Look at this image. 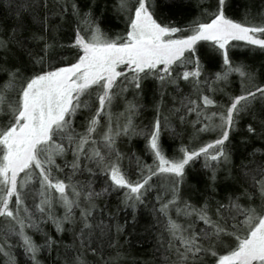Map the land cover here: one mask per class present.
I'll return each mask as SVG.
<instances>
[{
  "label": "snow or ice",
  "instance_id": "obj_1",
  "mask_svg": "<svg viewBox=\"0 0 264 264\" xmlns=\"http://www.w3.org/2000/svg\"><path fill=\"white\" fill-rule=\"evenodd\" d=\"M0 264H264V0H0Z\"/></svg>",
  "mask_w": 264,
  "mask_h": 264
},
{
  "label": "trees",
  "instance_id": "obj_2",
  "mask_svg": "<svg viewBox=\"0 0 264 264\" xmlns=\"http://www.w3.org/2000/svg\"><path fill=\"white\" fill-rule=\"evenodd\" d=\"M236 3H242V0H236ZM238 18V16H237ZM112 28L114 31H119L120 28H122V25L119 24L117 21H113L112 22ZM209 67L213 68V70H215V66L213 64H210ZM168 143V141L166 140V144ZM138 147L139 148H142L143 147V141H140L138 143ZM174 147V146H173ZM169 151H171V148L169 149ZM147 162L148 163H151V159L148 158L147 159ZM125 164L127 165V161L125 162ZM133 179H135V177H133ZM150 222V217H148L147 215L143 216L141 218V221H140V226L138 227L137 229V234L134 235L131 239H132V247H131V254L133 256H140L147 247H149V245L151 244V238L147 235V234H144L143 237H141L139 234L140 233H143L144 232V226L146 223ZM138 239H143L145 241V244H144V247H140L138 244H137V240Z\"/></svg>",
  "mask_w": 264,
  "mask_h": 264
}]
</instances>
